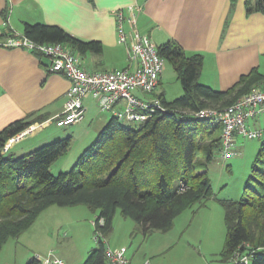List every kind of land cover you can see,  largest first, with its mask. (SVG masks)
Segmentation results:
<instances>
[{
	"label": "trees",
	"instance_id": "trees-1",
	"mask_svg": "<svg viewBox=\"0 0 264 264\" xmlns=\"http://www.w3.org/2000/svg\"><path fill=\"white\" fill-rule=\"evenodd\" d=\"M88 1L94 4V0ZM246 7L249 14L264 12V0H247ZM3 15L7 21V12ZM23 36L37 44H63L82 59L104 52L100 42L82 40L54 25L26 23ZM158 53L173 65L184 94L172 102L164 93L158 95L162 109L157 108L142 123L124 124L113 117L70 172L54 177L51 167L69 152L71 137L43 143L20 155L2 152L11 138L45 117L30 114L0 132V252L11 238L29 230L46 209L85 205L99 212L95 226L100 235L96 237L99 247L84 264H107L103 237L111 232L118 211L147 235L153 230H171L184 211L215 199L208 165L216 151L222 150V123L218 117L197 114L222 112L242 96L263 89L264 75L254 69L232 88L215 90L200 82L203 55L188 54L174 41L158 46ZM261 140L242 198L218 199L225 211L222 259L227 263L248 257L249 264H264V138ZM27 264L41 263L34 257Z\"/></svg>",
	"mask_w": 264,
	"mask_h": 264
},
{
	"label": "crops",
	"instance_id": "crops-1",
	"mask_svg": "<svg viewBox=\"0 0 264 264\" xmlns=\"http://www.w3.org/2000/svg\"><path fill=\"white\" fill-rule=\"evenodd\" d=\"M246 3L247 0H236L234 5L232 0H94V4L88 0H0V42L23 36L26 23L59 26L74 37L104 46L102 55L83 57L88 70L125 68L130 65L128 45L118 42L114 12L138 6L137 26L142 34L157 46L174 41L188 54L203 55L200 82L226 91L254 69L264 75V12L249 14ZM127 30H131L129 26ZM110 62L115 66L110 67ZM49 64L48 58L40 59L25 49L0 44V132L30 114L45 117L28 129L36 139L27 145L19 142L8 154L20 155L65 137L58 133L62 128L55 120L65 110L70 82L50 73ZM89 106L86 105L87 112ZM99 119L92 122L100 126L98 132L92 131L97 136L105 123ZM251 122L258 124V120Z\"/></svg>",
	"mask_w": 264,
	"mask_h": 264
},
{
	"label": "rangeland",
	"instance_id": "rangeland-1",
	"mask_svg": "<svg viewBox=\"0 0 264 264\" xmlns=\"http://www.w3.org/2000/svg\"><path fill=\"white\" fill-rule=\"evenodd\" d=\"M108 65L115 66L113 62ZM84 66L88 69L87 65ZM164 74V80L155 96L164 93L172 102L181 97L184 90L173 65L167 60ZM134 93L138 97L143 96L140 91ZM147 97L149 99L151 96ZM85 104H91V109L86 113L84 121L58 131L65 137L55 141L71 137V147L65 156L52 165L51 173L54 177L61 172L73 170L80 156L97 139V134L92 131L98 132L100 126L92 122L103 118L106 126L113 118L111 113L103 112L95 100L89 98ZM257 123L255 126L250 122L249 126L264 129V117ZM32 138L33 135L28 134L19 142L27 145L36 139ZM209 141L205 144H209ZM261 141L239 137L235 155L228 159L224 158L222 150L216 151L215 159L208 165L215 199L184 211L174 221L171 230H153L146 235L135 221L125 218L118 211L111 232L103 237L106 246L114 249L126 247L127 257L132 264H145L147 261L151 264H249L248 257H237L228 263L222 259L227 228L225 211L218 199L242 198L253 174ZM98 216L99 212H93L85 205L65 208L52 206L40 214L29 230L18 238H11L4 245L0 252V264H27L34 257H46L51 253L61 257L66 264H84L99 247L96 237L100 233L95 226Z\"/></svg>",
	"mask_w": 264,
	"mask_h": 264
},
{
	"label": "built area",
	"instance_id": "built-area-1",
	"mask_svg": "<svg viewBox=\"0 0 264 264\" xmlns=\"http://www.w3.org/2000/svg\"><path fill=\"white\" fill-rule=\"evenodd\" d=\"M137 6H128L114 12L119 44L128 45L130 65L109 71L86 69L84 61L63 44H37L25 36H12L1 45L8 48H22L34 54H43L50 60L48 70L70 82L65 110L56 118L59 128H67L84 121L87 107L85 100L91 98L105 113L126 123H142L157 108L162 109L160 99L154 93L159 86L165 69V60L158 53V46L148 35L142 34L137 26ZM130 27V31L127 30ZM140 91V98L134 92ZM152 96L151 98H146ZM201 118L218 117L223 126L222 151L225 159L235 155L239 137L257 140L264 138V129L251 127L249 122L264 117V90L255 89L239 98L222 112L202 111ZM30 131L26 130L11 138L2 152L7 153ZM107 264H132L127 257V248L107 247ZM41 264H66L51 253L46 257H36ZM145 264H151L150 261Z\"/></svg>",
	"mask_w": 264,
	"mask_h": 264
}]
</instances>
